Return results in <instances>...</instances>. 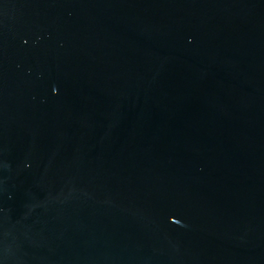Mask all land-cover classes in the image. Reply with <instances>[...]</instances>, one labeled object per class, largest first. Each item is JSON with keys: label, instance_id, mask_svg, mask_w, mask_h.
Returning a JSON list of instances; mask_svg holds the SVG:
<instances>
[{"label": "water", "instance_id": "obj_1", "mask_svg": "<svg viewBox=\"0 0 264 264\" xmlns=\"http://www.w3.org/2000/svg\"><path fill=\"white\" fill-rule=\"evenodd\" d=\"M0 264H264V0H0Z\"/></svg>", "mask_w": 264, "mask_h": 264}]
</instances>
